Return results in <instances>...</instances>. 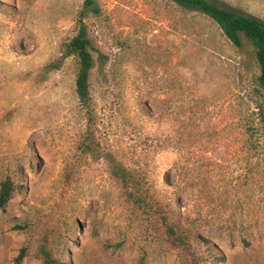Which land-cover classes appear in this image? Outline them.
Instances as JSON below:
<instances>
[{
  "label": "rangeland",
  "instance_id": "1",
  "mask_svg": "<svg viewBox=\"0 0 264 264\" xmlns=\"http://www.w3.org/2000/svg\"><path fill=\"white\" fill-rule=\"evenodd\" d=\"M95 1L89 121L65 56L85 0H0V183L19 186L0 209V264H264L253 45L172 0ZM212 1L264 20V0ZM110 158L172 206L195 251L148 223Z\"/></svg>",
  "mask_w": 264,
  "mask_h": 264
},
{
  "label": "trees",
  "instance_id": "2",
  "mask_svg": "<svg viewBox=\"0 0 264 264\" xmlns=\"http://www.w3.org/2000/svg\"><path fill=\"white\" fill-rule=\"evenodd\" d=\"M178 5L200 11L214 19L224 31L226 37L237 46L243 45V37L253 45L255 58L260 68V74L257 79V111L256 122L252 118L247 119L246 127V146L247 161L250 173H255L257 169L262 168L264 174V20L247 14H242L233 9L222 7L212 0H172ZM99 11L95 0H85L81 11V25L79 32L66 44L65 56H73L78 61V73L76 77V90L81 102L82 108L87 112L89 121L93 120V97L91 93V73L96 65L94 50V41L89 36L87 25L83 18L90 12ZM49 67L47 66L46 69ZM90 133V130L89 132ZM86 154L95 153L94 141L88 139L82 145ZM111 171L114 177L125 187L128 188V198L132 200L139 209L147 213V221L158 230L166 228V233L173 242L191 252L195 251L193 241L197 235L190 228L183 225V221L176 215L170 204L158 201L153 194H145L144 183L140 180L135 171L129 169L120 161L110 158ZM19 186L7 176L0 183V209H3L14 197ZM159 226H156V224ZM197 237V238H196ZM23 255L21 254L19 259ZM43 264H69L62 262L48 255Z\"/></svg>",
  "mask_w": 264,
  "mask_h": 264
}]
</instances>
